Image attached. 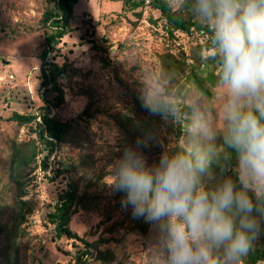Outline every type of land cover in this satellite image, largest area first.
I'll return each mask as SVG.
<instances>
[{
    "label": "rangeland",
    "instance_id": "1",
    "mask_svg": "<svg viewBox=\"0 0 264 264\" xmlns=\"http://www.w3.org/2000/svg\"><path fill=\"white\" fill-rule=\"evenodd\" d=\"M124 1L79 0L70 20L73 32L52 54L55 62L66 65V73L59 79L64 103L57 111L51 110V115L75 118L89 102L92 103L90 113L95 109L98 112L88 123H80L79 126L89 143L73 147L62 144L56 152V156L63 161L67 159L66 162L81 160L85 154L92 155L93 166L86 168V172H68L49 181L43 176L39 159L24 163L31 155V146L23 143L36 139L35 135L29 133L28 126H18L10 120L13 113H40L41 108L47 105L45 99L51 101L56 95L55 92L45 94L40 87L39 55L44 37L39 20L43 0H0V223L5 227L0 237V264H4L8 257L11 264H75L77 256L84 257L82 243L77 242L75 247L66 238L56 239L53 226L47 222V214L53 210L58 194L67 188L69 180L78 186V193L96 197L93 208L78 209L72 216L69 223L72 231L88 243L110 239L109 243L98 245L99 250L109 249L116 256V260L109 264H154L151 228L147 238L132 232L140 218L131 215L129 206L117 204L115 191L107 185L112 179L109 166L116 159L120 139L110 115L129 107L128 88L141 95L145 88L166 84L159 77V55L166 52L178 55L181 51L190 62L188 55L203 42V37L180 32L170 37L162 27L158 11L148 6L130 11ZM168 1L176 9L180 0ZM204 84L209 86L207 81ZM209 88L212 92L210 100L190 81L184 83L178 96L162 97L174 101L181 116L180 119L173 117V122L179 123L171 125L172 128L180 126L179 136L163 125L157 131L163 150L183 146L185 128L194 108L206 111L219 132L218 108L221 101L216 86ZM15 144L18 179L25 192L21 200L30 202L32 207L35 204V211L24 215L23 220L22 214L16 217L13 188L10 189L12 184L6 170ZM215 148L213 160L225 151L219 134ZM158 157L146 159L151 164ZM46 174L52 176L49 170ZM97 176L98 180H94ZM108 227L115 230L108 232ZM6 243H10L9 251L4 250ZM84 259V264H101L95 257Z\"/></svg>",
    "mask_w": 264,
    "mask_h": 264
},
{
    "label": "clouds",
    "instance_id": "2",
    "mask_svg": "<svg viewBox=\"0 0 264 264\" xmlns=\"http://www.w3.org/2000/svg\"><path fill=\"white\" fill-rule=\"evenodd\" d=\"M191 11L210 32L220 130L194 108L182 147L149 164L138 139L109 166L107 185L150 225L154 264H241L264 234V0H191ZM165 93L157 84L139 99L152 114L180 119ZM218 134L237 174L208 185Z\"/></svg>",
    "mask_w": 264,
    "mask_h": 264
},
{
    "label": "trees",
    "instance_id": "3",
    "mask_svg": "<svg viewBox=\"0 0 264 264\" xmlns=\"http://www.w3.org/2000/svg\"><path fill=\"white\" fill-rule=\"evenodd\" d=\"M146 1L126 0L123 3L130 11L142 10L144 6L158 11L162 27L170 37H174L176 32L187 35L198 34L203 37V42L196 45L188 55L191 59L190 62L187 61L188 58L181 51L178 52V55L166 52L158 56L159 77L166 83L164 85L165 96L168 98L178 96L184 83L190 81L192 86L204 97L208 100L212 99L209 86H215L216 62L209 47L210 32L208 27L192 13L191 0H180L176 9L171 6L168 0H151L150 3L145 5ZM78 2L79 0H43V12L39 20V28H42L44 37L39 55L40 78L42 79L40 87L44 89L45 94L55 92L56 95L51 101L45 99L47 105L41 108L40 113L29 115L13 113L10 117V120L18 126H28L29 133L35 135L36 138L23 143L31 146V155L26 158L24 163L28 164L39 159L43 176L49 181H54V179L68 172L79 170L86 172V168H91L95 162L93 156L89 154L83 155L81 160L66 162L67 159L63 161L61 157L56 156V152L62 144L73 147L80 146L82 143H89L81 133L79 126L80 123H88L90 119L94 118L98 109L90 113L92 103L89 102L75 118L65 119L57 114L51 115L50 113L51 110L57 111L64 103V92L59 79L61 76L64 77L66 73V65L55 62L52 54L58 51L62 40L73 32L70 20L74 16V7ZM181 3H183V7ZM204 74L205 76H202ZM206 81L209 83L208 87L204 84ZM128 92L131 98L129 107L126 106L116 114L110 115L120 137L119 142H117L119 151L115 154V158L117 159L122 154L125 147L134 145L138 139L141 141V150L145 157L160 156L162 147L160 139L157 138V131L163 125L165 129L172 130L176 136H179L180 126L171 127V125L179 122H173V117L165 119L163 115L148 112L141 104L140 95L129 88ZM164 100L171 102L165 98ZM176 106L178 107L177 104ZM183 112H186V110H183ZM165 149L177 150L179 147L171 146ZM11 150L12 155L6 170L12 184L10 189L13 188L16 217L19 218L22 214L23 220L24 215H31L35 211V204L32 207L30 202L21 200L25 196V192L18 179L20 174L15 161L18 159L17 145H13ZM235 168L234 154L225 146L224 153L218 155L216 160L212 161L210 172L204 177V182L212 185L224 175H231L235 178ZM48 170L52 172L51 177L46 174ZM100 175H103V173H100ZM94 180H98V176ZM66 186L67 188L58 194L53 210L47 214V222L53 226L55 238H66L75 247L78 246L77 242L83 244L81 252L84 257L77 256L75 264H84L85 257H95L101 264H109L116 260V256L112 251L109 249L101 251L98 248L99 244L109 243L110 239H100L88 243L70 229L69 223L72 216L78 209L88 210L93 208L96 197L78 193V186L73 180H69ZM114 200L117 204L122 203V194L115 191ZM142 220L140 218V221H136L131 231L138 232L147 238L150 225ZM4 228V225L0 223V237L4 233ZM106 230L112 232L115 228L108 227ZM9 246L10 243H6L4 250L9 251ZM260 262H264V234H261L254 241L252 248L241 259V264H258ZM4 264H11L9 257L5 259Z\"/></svg>",
    "mask_w": 264,
    "mask_h": 264
},
{
    "label": "built area",
    "instance_id": "4",
    "mask_svg": "<svg viewBox=\"0 0 264 264\" xmlns=\"http://www.w3.org/2000/svg\"><path fill=\"white\" fill-rule=\"evenodd\" d=\"M150 1H151V0H147L146 3L148 4V3H150Z\"/></svg>",
    "mask_w": 264,
    "mask_h": 264
},
{
    "label": "crops",
    "instance_id": "5",
    "mask_svg": "<svg viewBox=\"0 0 264 264\" xmlns=\"http://www.w3.org/2000/svg\"><path fill=\"white\" fill-rule=\"evenodd\" d=\"M75 8V7H74Z\"/></svg>",
    "mask_w": 264,
    "mask_h": 264
}]
</instances>
